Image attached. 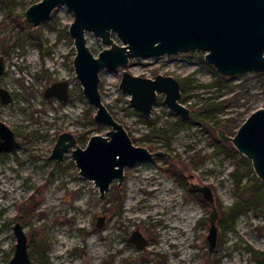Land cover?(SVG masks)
I'll use <instances>...</instances> for the list:
<instances>
[{"label":"rangeland","instance_id":"374dc122","mask_svg":"<svg viewBox=\"0 0 264 264\" xmlns=\"http://www.w3.org/2000/svg\"><path fill=\"white\" fill-rule=\"evenodd\" d=\"M38 1L0 0V56L5 61L0 88L12 97L9 103L0 97V120L19 141L17 148L0 153V264L14 255L17 221L37 264H264V205L232 223L222 213V206L240 200L232 172L239 168L245 183L255 174L252 163L218 136L225 120L241 125L264 107V73L223 81L204 51L133 58L127 69L135 75L178 78L180 101L192 109L189 117L176 115L160 93L147 118L119 88L123 68L102 70L100 89L109 110L136 145L161 151L126 166L123 183L112 181L102 197L94 182L80 175L71 150L62 161L52 157L60 133L79 136L85 147L93 134L104 135L110 126L94 121L96 109L76 77V49L69 33L73 12L61 4L35 27L25 11ZM87 38L95 54L105 47L94 33ZM57 81L69 82V101L45 96ZM212 101H222L223 108L198 115ZM218 121L224 123L219 126ZM197 156L203 159L188 168L186 163ZM194 183L210 186L215 196L219 230L211 255L207 234L212 207L192 188ZM100 216L105 217L102 228L97 227ZM135 230L148 239L145 247L129 241Z\"/></svg>","mask_w":264,"mask_h":264},{"label":"water","instance_id":"95a60500","mask_svg":"<svg viewBox=\"0 0 264 264\" xmlns=\"http://www.w3.org/2000/svg\"><path fill=\"white\" fill-rule=\"evenodd\" d=\"M61 4H66L74 15L69 33L76 49V77L84 96L96 109L94 121L109 125L110 129L104 135L93 134L85 147L79 145L75 134L62 132L52 157L62 161L71 150L80 175L92 180L102 197L112 181L123 183L126 166L161 154L136 145L126 126L109 110L100 89L102 70L123 68L119 88L130 95L131 105L147 118L152 115L160 93L176 115L189 117L192 109L180 101L178 78L161 73L153 78L135 75L127 69L133 58L204 51L206 61L223 77L264 73V0H40L26 9L25 19L38 27ZM88 32L105 44L97 54L88 44ZM4 70V57L0 56V76ZM68 86L67 81L54 82L46 88L45 96L66 101ZM0 95L4 103L12 99L4 88ZM218 136L247 157L255 174L264 181V107L252 112L234 135L219 128ZM18 146L13 129L0 120V153ZM192 188L212 207L207 234L211 255L219 230L214 192L208 185L194 183ZM104 223L105 217L100 216L97 227L102 228ZM14 233L15 251L7 264H37L30 257L28 238L19 221L14 225ZM129 240L139 248L148 243L139 230L133 231Z\"/></svg>","mask_w":264,"mask_h":264},{"label":"trees","instance_id":"16d2710c","mask_svg":"<svg viewBox=\"0 0 264 264\" xmlns=\"http://www.w3.org/2000/svg\"><path fill=\"white\" fill-rule=\"evenodd\" d=\"M218 77L223 81L233 79V78L223 77L221 75H218ZM222 108H223L222 101H218V102L212 101L208 103L206 107L201 108L200 111L198 112V115H200L202 111L206 110L207 111L206 114L208 116L211 112L219 111ZM180 119L185 120L184 118H180ZM244 120L242 121V123L244 122ZM222 122L223 121H218L217 124L221 126ZM239 126L240 125H236V119H233V120L228 119V120H225L223 129L227 133H231L232 130H235L236 132ZM226 151L228 152V150ZM202 159L203 158H201L200 156H197L194 159V161L190 163H186V166L188 168H191L196 162L201 161ZM171 169H172L171 171L174 172L173 166H171ZM232 175L235 180V187H234L235 193L238 199L240 200H238L237 202H235L234 204L230 206H226V207L222 206L223 207L222 213H224V215L226 216V219L230 223L234 222L239 215L247 213L250 208H252L253 211L258 212L264 205V190L262 189L263 185L260 184L262 181L255 174H253L251 179H249L245 183L243 182V179H242L243 176L240 174L239 168H236L232 172ZM211 261L215 262V259L212 258Z\"/></svg>","mask_w":264,"mask_h":264},{"label":"flooded vegetation","instance_id":"af4514ba","mask_svg":"<svg viewBox=\"0 0 264 264\" xmlns=\"http://www.w3.org/2000/svg\"><path fill=\"white\" fill-rule=\"evenodd\" d=\"M58 82V81H57ZM68 82V81H67ZM68 84H69V82H68ZM70 85V84H69ZM1 89V88H0ZM46 90V89H45ZM68 94H69V98H68V100H66V101H69L70 99H71V94H70V88H69V86H68ZM0 97H1V95H0ZM76 137H77V140H78V142H79V139H78V137L79 136H77L76 135ZM129 239H130V237H129ZM147 239V238H146ZM148 240V239H147ZM130 241V240H129ZM149 242V241H148ZM148 244V243H147Z\"/></svg>","mask_w":264,"mask_h":264},{"label":"bare ground","instance_id":"6f19581e","mask_svg":"<svg viewBox=\"0 0 264 264\" xmlns=\"http://www.w3.org/2000/svg\"><path fill=\"white\" fill-rule=\"evenodd\" d=\"M11 198H12V197H11ZM11 198H10V200H11ZM167 200H168V199H167ZM7 202H8V201H7ZM148 203H149V202H148ZM9 204H10V203H9ZM9 204L6 203V204H3L2 206H3V207H6V206H8ZM150 204H151V203H150ZM155 204H156V203H155ZM165 206H166V205H165ZM182 224H183V223H182ZM183 226H184V225H183ZM74 240H75V239H74ZM67 242H68V241H67ZM69 244H70V243H69ZM61 254H62L61 252L58 253L59 256H61ZM62 255H63V254H62Z\"/></svg>","mask_w":264,"mask_h":264},{"label":"built area","instance_id":"2783aa9c","mask_svg":"<svg viewBox=\"0 0 264 264\" xmlns=\"http://www.w3.org/2000/svg\"><path fill=\"white\" fill-rule=\"evenodd\" d=\"M166 57H168V56H166ZM140 58V57H139ZM153 58H156V57H153ZM160 58H162V57H160Z\"/></svg>","mask_w":264,"mask_h":264}]
</instances>
